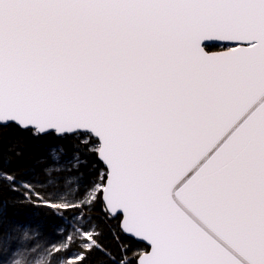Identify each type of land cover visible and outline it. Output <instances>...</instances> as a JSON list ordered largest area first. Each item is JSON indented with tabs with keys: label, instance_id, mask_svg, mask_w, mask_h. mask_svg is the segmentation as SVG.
I'll list each match as a JSON object with an SVG mask.
<instances>
[{
	"label": "snow or ice",
	"instance_id": "obj_1",
	"mask_svg": "<svg viewBox=\"0 0 264 264\" xmlns=\"http://www.w3.org/2000/svg\"><path fill=\"white\" fill-rule=\"evenodd\" d=\"M0 126L76 142L0 166V189L75 221L43 246L8 223L3 264H88L106 232L150 246L111 264H264V0H0ZM93 158L69 196L53 171Z\"/></svg>",
	"mask_w": 264,
	"mask_h": 264
},
{
	"label": "trees",
	"instance_id": "obj_2",
	"mask_svg": "<svg viewBox=\"0 0 264 264\" xmlns=\"http://www.w3.org/2000/svg\"><path fill=\"white\" fill-rule=\"evenodd\" d=\"M206 50L218 51L221 50V48L217 46H208ZM75 143L74 139L63 140L55 134L33 136L31 133L16 127L0 126V166H10L12 169L18 170L19 174L21 171L30 168L34 163L44 161L43 164L38 165L37 170H39V168L52 166L53 161L51 160L50 152L53 149H56L59 153V149L63 148L68 156L71 157L73 145ZM61 159L63 160L65 157L62 156ZM103 168L104 166L100 161L93 158L89 160L86 169L80 167L79 171L57 172L54 170L52 175L54 178L60 180L66 192L68 189L67 183L73 175H80L81 178L83 176L93 178L97 176L99 171ZM79 191L80 188L77 189V193ZM52 211L56 210L53 209ZM91 215L102 216L99 206ZM0 221H2V223H0V236L5 232L8 223H13L21 227L22 230L27 229L30 234L36 233L35 239L42 246L46 244L45 237L56 242L61 235V231H57V229L63 230L66 228L70 233L75 223L71 218L62 221L59 217L50 215L44 208H36L32 205L18 202V194L10 191L8 188L0 189ZM118 223V221L113 220L109 225L113 232L117 230ZM105 244L107 245L106 252L104 254H93L88 258V264H111V258L113 256H119L125 249L128 250L129 256L135 252L143 253V250L147 249L144 245L135 242L122 233L120 234L119 241H117L112 233L106 232ZM47 246L51 247L50 244ZM36 258L38 259L39 256ZM0 264H3V262L0 261ZM69 264H84V261L82 259H77L75 261L69 260Z\"/></svg>",
	"mask_w": 264,
	"mask_h": 264
},
{
	"label": "water",
	"instance_id": "obj_3",
	"mask_svg": "<svg viewBox=\"0 0 264 264\" xmlns=\"http://www.w3.org/2000/svg\"><path fill=\"white\" fill-rule=\"evenodd\" d=\"M207 45H220V46H224L227 42H223V41H205L204 42ZM228 49H224V50H218V51H207L205 49V51L209 54V55H216V54H220L221 52L227 51ZM40 135H44V134H40ZM101 162V161H100ZM102 163V162H101ZM103 164V163H102ZM104 166V165H103ZM105 167V166H104ZM126 236L134 239L136 242L138 243H142L144 244L149 250H150V246L147 245L146 241H141L138 238L135 237H131L130 234H126L124 233Z\"/></svg>",
	"mask_w": 264,
	"mask_h": 264
},
{
	"label": "rangeland",
	"instance_id": "obj_4",
	"mask_svg": "<svg viewBox=\"0 0 264 264\" xmlns=\"http://www.w3.org/2000/svg\"><path fill=\"white\" fill-rule=\"evenodd\" d=\"M77 177H80V175H73L72 177H70L67 183L68 189L66 193L69 194V196L77 194V189L80 188V185L77 181Z\"/></svg>",
	"mask_w": 264,
	"mask_h": 264
},
{
	"label": "flooded vegetation",
	"instance_id": "obj_5",
	"mask_svg": "<svg viewBox=\"0 0 264 264\" xmlns=\"http://www.w3.org/2000/svg\"><path fill=\"white\" fill-rule=\"evenodd\" d=\"M208 46H217V47L221 48V50H222V49H227V48H225L224 46H220V45H208ZM205 49H206V48H205Z\"/></svg>",
	"mask_w": 264,
	"mask_h": 264
},
{
	"label": "bare ground",
	"instance_id": "obj_6",
	"mask_svg": "<svg viewBox=\"0 0 264 264\" xmlns=\"http://www.w3.org/2000/svg\"><path fill=\"white\" fill-rule=\"evenodd\" d=\"M224 50V49H223ZM56 135V134H55ZM57 137H59L58 135H56ZM101 163V162H100ZM102 164V163H101ZM103 165V164H102ZM63 227V226H62ZM123 235H125L124 233H122ZM126 236V235H125ZM126 237H128V236H126ZM130 238V237H129ZM130 239H132V238H130ZM132 240H134V239H132ZM135 241V240H134ZM136 242V241H135ZM140 244H142V243H140ZM142 245H144V244H142ZM145 246V245H144ZM146 247V246H145ZM147 248V247H146ZM148 249V248H147Z\"/></svg>",
	"mask_w": 264,
	"mask_h": 264
}]
</instances>
